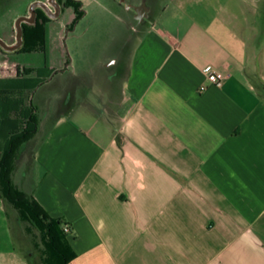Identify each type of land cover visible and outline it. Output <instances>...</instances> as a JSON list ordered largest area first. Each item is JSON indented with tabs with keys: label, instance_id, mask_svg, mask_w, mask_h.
I'll return each instance as SVG.
<instances>
[{
	"label": "crops",
	"instance_id": "obj_1",
	"mask_svg": "<svg viewBox=\"0 0 264 264\" xmlns=\"http://www.w3.org/2000/svg\"><path fill=\"white\" fill-rule=\"evenodd\" d=\"M37 1L0 0L6 46ZM160 3L156 20L148 0H81V74L33 68L27 79L45 81L32 92L0 87V157L6 123L27 110L5 101L30 94L37 131L11 177L70 227L69 264H264V0ZM21 45L0 49L27 66L12 57L41 51ZM10 205L0 196V264H42Z\"/></svg>",
	"mask_w": 264,
	"mask_h": 264
},
{
	"label": "trees",
	"instance_id": "obj_2",
	"mask_svg": "<svg viewBox=\"0 0 264 264\" xmlns=\"http://www.w3.org/2000/svg\"><path fill=\"white\" fill-rule=\"evenodd\" d=\"M58 2L62 7L64 30L71 31L74 24L84 14L81 2L78 0H58ZM49 22V18L41 9H35L34 22L30 25H21V52L41 51L45 53ZM68 63L65 58L63 65L67 66ZM32 71L31 68L18 64H0V87H6L11 91L26 89L32 92L45 81V78L42 77L34 80L27 79ZM8 97L5 101L7 113L21 114V109L24 107L27 110L20 119L10 120L6 123L5 129L8 131V136L0 157V196L16 209L20 221L28 223L39 232L42 244V264H69L75 258V253L64 240L67 234L63 230V222L60 219L52 218L31 195L21 190L12 181L11 176L17 155L24 144L36 133L38 120L31 101L28 102L29 104L23 103L21 94L18 96L11 94ZM3 119L2 116L1 120ZM30 226L27 228L28 232L31 231Z\"/></svg>",
	"mask_w": 264,
	"mask_h": 264
},
{
	"label": "rangeland",
	"instance_id": "obj_3",
	"mask_svg": "<svg viewBox=\"0 0 264 264\" xmlns=\"http://www.w3.org/2000/svg\"><path fill=\"white\" fill-rule=\"evenodd\" d=\"M24 1V0H23ZM81 2V0H79ZM161 0H148V3L152 4L154 6L152 17L153 19L159 20L160 17V11L161 8H164V5H161ZM11 2V1H9ZM48 4V2H47ZM174 5L172 2L168 6V14H170L171 11H173ZM30 9V7H29ZM42 9V8H41ZM84 9V8H83ZM85 10V9H84ZM44 14L47 16L48 14L45 13V11L42 9ZM48 17V16H47ZM90 19L91 15L88 18H82L79 19L73 26L71 31H65L60 30L59 23H53L55 21H52V24L48 26L47 29V38L50 34V37L55 38V43L52 45L53 49V56L56 59L55 68H62L61 71H56L50 68V58L49 55L43 52L36 53V55H20L19 57H12V60L15 59V61L22 63L26 68H31L33 71L34 69H40L41 74H66L65 77L69 76V82L74 81V78L79 76L78 74H81V41L84 42L87 37L83 36V31L85 30L87 25H90ZM17 20V19H16ZM62 21V15L61 20ZM136 26V25H135ZM16 34V31L13 30L11 32L10 38H8L9 41H14V35ZM4 35V34H3ZM122 35L124 38H130L133 33L131 29H124L122 32ZM135 35V34H134ZM6 39V37L4 36ZM54 41V39H52ZM135 40V39H133ZM53 43V42H52ZM21 50V49H20ZM9 55H5L2 49H0V64L4 65H16L15 62H11L8 58ZM68 60V65H63L64 59ZM47 61V63H46ZM58 64V65H57ZM20 65V64H18ZM23 66V65H21ZM34 68V69H33ZM32 71V73H33ZM71 74V75H69ZM77 74V75H75ZM29 99H32V96L29 94ZM29 99L27 101V96L24 95L22 98L23 103H28ZM22 103V102H21ZM12 206V205H10ZM13 210L16 212V209ZM25 226H30L28 223H23V228ZM31 227V226H30ZM32 228V227H31ZM33 233L27 232V238H29V242H31V245H34L35 242H38V244L42 247L41 240H40V234L37 230L33 229Z\"/></svg>",
	"mask_w": 264,
	"mask_h": 264
},
{
	"label": "water",
	"instance_id": "obj_4",
	"mask_svg": "<svg viewBox=\"0 0 264 264\" xmlns=\"http://www.w3.org/2000/svg\"><path fill=\"white\" fill-rule=\"evenodd\" d=\"M48 4L51 5L55 11L53 13H51V9L48 7ZM48 4L44 3V2H34L31 4L30 9H29V17L26 16H21L20 18H18L16 20V39L17 42L14 46L8 47L5 45V43L3 42L2 39H0V45L3 48L6 49H13L14 47L18 46L21 43V35H22V28H21V23L22 22H27V23H33L35 20V8L40 7L42 8L46 14L50 15L51 17L56 18L59 15V4L58 2H56V0H48Z\"/></svg>",
	"mask_w": 264,
	"mask_h": 264
},
{
	"label": "built area",
	"instance_id": "obj_5",
	"mask_svg": "<svg viewBox=\"0 0 264 264\" xmlns=\"http://www.w3.org/2000/svg\"><path fill=\"white\" fill-rule=\"evenodd\" d=\"M203 72L205 73V75L207 76L208 80L214 84H221V82L224 79V74L215 70L214 68H212L210 65H206L203 68ZM63 230L66 234L70 233V227L68 225H63Z\"/></svg>",
	"mask_w": 264,
	"mask_h": 264
},
{
	"label": "flooded vegetation",
	"instance_id": "obj_6",
	"mask_svg": "<svg viewBox=\"0 0 264 264\" xmlns=\"http://www.w3.org/2000/svg\"><path fill=\"white\" fill-rule=\"evenodd\" d=\"M56 2H58V0H56ZM58 4H59V2H58ZM59 15L61 16L62 15V7H61V5L59 4ZM35 9H41L40 7H37V8H35ZM42 10V9H41Z\"/></svg>",
	"mask_w": 264,
	"mask_h": 264
}]
</instances>
